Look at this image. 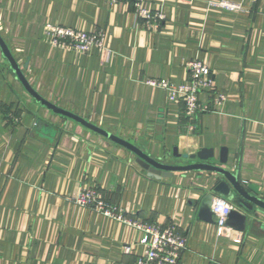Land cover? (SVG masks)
<instances>
[{"label": "crops", "instance_id": "obj_1", "mask_svg": "<svg viewBox=\"0 0 264 264\" xmlns=\"http://www.w3.org/2000/svg\"><path fill=\"white\" fill-rule=\"evenodd\" d=\"M212 1L219 0H154L166 19L151 31L111 0H0V34L49 102L163 162L187 164L183 155L212 149L215 164L264 199V0H227L242 3L239 11ZM48 23L104 31L110 58L51 46ZM191 59L210 66L216 91L226 95L193 132L183 105L147 84L185 81ZM221 179L208 171L150 176L125 146L31 96L0 46V264H136L142 233L76 204L90 187L127 218L178 223L188 238L178 264H264V210L247 214L243 231L222 234L215 220L199 217Z\"/></svg>", "mask_w": 264, "mask_h": 264}, {"label": "built area", "instance_id": "obj_2", "mask_svg": "<svg viewBox=\"0 0 264 264\" xmlns=\"http://www.w3.org/2000/svg\"><path fill=\"white\" fill-rule=\"evenodd\" d=\"M154 0H111L114 4H125L133 9L142 20L147 30H160L165 23L166 16L159 9H153ZM255 3L257 0H250ZM211 6L231 11L243 9L240 2L227 0L212 1ZM44 39L51 46L62 48L80 54L97 53L102 60H108L111 50L106 45V33L104 31H86L73 27H66L48 23L44 27ZM188 70V78L176 83L168 79H149L147 84L163 88L170 101L183 105V114L186 117L187 130H196V120L204 112L216 109L226 100V95L216 91V83L210 66L199 59H191L185 63ZM210 92L208 101L200 100V95ZM76 204L82 207L92 208L95 211L123 222L139 230L142 237L139 244L143 246V252L138 256L136 264H178L183 251L187 248V235L179 230V224L171 222L166 226L149 223L142 220L125 217L118 208L108 202L104 194L97 187L83 188L75 197ZM215 224L218 233L226 227L228 215L234 209V205L223 198H215L212 204ZM132 245L125 247V252L132 251Z\"/></svg>", "mask_w": 264, "mask_h": 264}, {"label": "water", "instance_id": "obj_3", "mask_svg": "<svg viewBox=\"0 0 264 264\" xmlns=\"http://www.w3.org/2000/svg\"><path fill=\"white\" fill-rule=\"evenodd\" d=\"M0 46L6 58L10 62L11 66L15 70L18 78L23 83L24 87L38 102L48 107L49 109L72 118L83 125L91 128L92 130L107 136L115 142L125 146L133 154L137 156V162L139 165L148 171L150 176L156 178L171 177L175 172H189V171H208L219 174L222 179L214 187L213 192L207 194L199 209V217L207 222H214V214L212 212V204L216 198V194H220L226 197L234 204V209L228 215L226 227L233 228L239 231H243L247 222V214L254 213L256 210H264V199L254 194H251L239 181L238 177L230 170L223 166L215 164L213 161L216 158L215 152L212 149L203 148L199 152L191 155H183V158L188 162L187 164H172L163 162L162 160L155 159L147 152L143 151L136 145L124 140L118 136H115L103 128L90 123L84 118L76 115L75 113L65 110L55 104L49 102L43 98L28 82L25 77L22 68L15 60L10 48L0 34ZM176 154V153H175ZM220 163H227V151L223 149L220 154Z\"/></svg>", "mask_w": 264, "mask_h": 264}]
</instances>
